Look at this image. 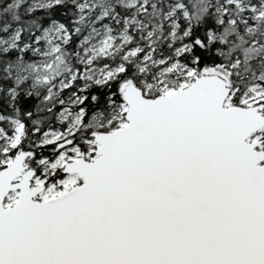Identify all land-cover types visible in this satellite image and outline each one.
Returning a JSON list of instances; mask_svg holds the SVG:
<instances>
[{
  "label": "snow or ice",
  "instance_id": "6c2138e0",
  "mask_svg": "<svg viewBox=\"0 0 264 264\" xmlns=\"http://www.w3.org/2000/svg\"><path fill=\"white\" fill-rule=\"evenodd\" d=\"M0 264H264V0H0Z\"/></svg>",
  "mask_w": 264,
  "mask_h": 264
}]
</instances>
